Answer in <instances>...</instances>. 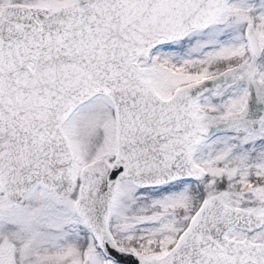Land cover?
<instances>
[{"label":"snow or ice","instance_id":"obj_1","mask_svg":"<svg viewBox=\"0 0 264 264\" xmlns=\"http://www.w3.org/2000/svg\"><path fill=\"white\" fill-rule=\"evenodd\" d=\"M0 264H264V0H0Z\"/></svg>","mask_w":264,"mask_h":264}]
</instances>
